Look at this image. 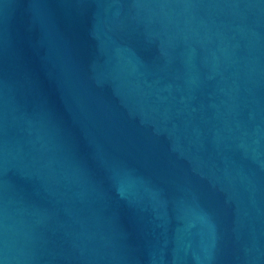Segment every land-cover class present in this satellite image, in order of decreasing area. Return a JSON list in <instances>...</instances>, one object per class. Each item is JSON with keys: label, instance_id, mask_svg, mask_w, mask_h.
<instances>
[{"label": "water", "instance_id": "95a60500", "mask_svg": "<svg viewBox=\"0 0 264 264\" xmlns=\"http://www.w3.org/2000/svg\"><path fill=\"white\" fill-rule=\"evenodd\" d=\"M0 264H264V0H0Z\"/></svg>", "mask_w": 264, "mask_h": 264}]
</instances>
